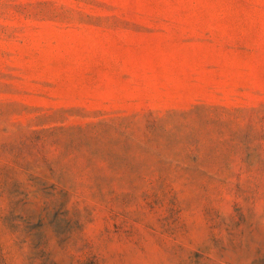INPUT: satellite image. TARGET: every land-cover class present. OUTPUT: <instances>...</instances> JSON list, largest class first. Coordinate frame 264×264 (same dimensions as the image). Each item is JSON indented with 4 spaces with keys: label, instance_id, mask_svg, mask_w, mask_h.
Listing matches in <instances>:
<instances>
[{
    "label": "rangeland",
    "instance_id": "rangeland-1",
    "mask_svg": "<svg viewBox=\"0 0 264 264\" xmlns=\"http://www.w3.org/2000/svg\"><path fill=\"white\" fill-rule=\"evenodd\" d=\"M0 264H264V0H0Z\"/></svg>",
    "mask_w": 264,
    "mask_h": 264
}]
</instances>
